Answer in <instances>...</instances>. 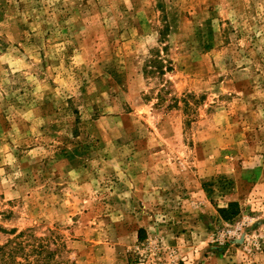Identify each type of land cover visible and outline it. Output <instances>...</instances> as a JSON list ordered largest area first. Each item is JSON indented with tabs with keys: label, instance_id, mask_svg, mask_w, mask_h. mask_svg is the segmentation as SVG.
<instances>
[{
	"label": "rangeland",
	"instance_id": "obj_1",
	"mask_svg": "<svg viewBox=\"0 0 264 264\" xmlns=\"http://www.w3.org/2000/svg\"><path fill=\"white\" fill-rule=\"evenodd\" d=\"M19 233L48 264H264V0H0Z\"/></svg>",
	"mask_w": 264,
	"mask_h": 264
},
{
	"label": "trees",
	"instance_id": "obj_2",
	"mask_svg": "<svg viewBox=\"0 0 264 264\" xmlns=\"http://www.w3.org/2000/svg\"><path fill=\"white\" fill-rule=\"evenodd\" d=\"M49 248L48 243H36L30 234L19 233L0 246V264H48L54 257Z\"/></svg>",
	"mask_w": 264,
	"mask_h": 264
}]
</instances>
